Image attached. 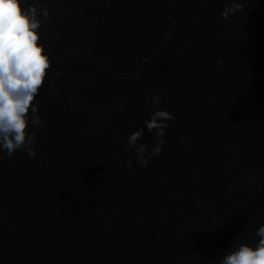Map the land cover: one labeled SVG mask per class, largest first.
I'll return each instance as SVG.
<instances>
[{
  "label": "trees",
  "instance_id": "trees-1",
  "mask_svg": "<svg viewBox=\"0 0 264 264\" xmlns=\"http://www.w3.org/2000/svg\"><path fill=\"white\" fill-rule=\"evenodd\" d=\"M0 264H264V0H0Z\"/></svg>",
  "mask_w": 264,
  "mask_h": 264
}]
</instances>
